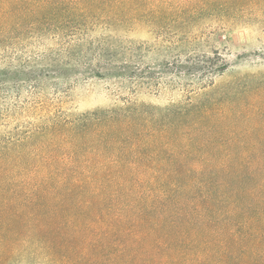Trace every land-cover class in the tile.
<instances>
[{
  "label": "trees",
  "instance_id": "1",
  "mask_svg": "<svg viewBox=\"0 0 264 264\" xmlns=\"http://www.w3.org/2000/svg\"><path fill=\"white\" fill-rule=\"evenodd\" d=\"M263 9L0 0V264H264V142L239 140L256 132L233 122L244 109L203 94L227 64L194 47L212 31L264 29ZM142 29L168 50L187 44L155 75L180 64L186 96L70 112L77 74L146 78L127 38Z\"/></svg>",
  "mask_w": 264,
  "mask_h": 264
},
{
  "label": "rangeland",
  "instance_id": "2",
  "mask_svg": "<svg viewBox=\"0 0 264 264\" xmlns=\"http://www.w3.org/2000/svg\"><path fill=\"white\" fill-rule=\"evenodd\" d=\"M259 9L256 8L254 13L262 12ZM261 17L264 20V15ZM212 32L199 38L194 44L196 53L212 57L216 51L226 60L227 68L215 74L214 86L203 94L217 100L223 98L227 104L244 109V114L233 119V122L241 131L253 129L256 132L240 136L239 140L248 143L264 142V29L251 21L228 32L222 29ZM127 38L138 46L141 45V49L136 50L133 55L139 64V73L144 72L146 78L141 81L134 77L121 78L113 70L105 72L110 75L102 77L77 74L68 83L72 86L71 102L66 106L70 112L81 114L112 108L121 97H133L145 103L164 106L176 103L186 96L182 85L192 89L193 82L185 76L184 71L179 68L177 72L180 64L175 65L178 76L175 75L172 79L167 77L161 80L155 76L163 71L165 63L172 61L176 53L187 50L186 43L180 41L176 43L180 44L176 49L168 50L147 29L130 32ZM147 76L153 78L149 79ZM175 81L181 85H175ZM158 83L160 85L154 86Z\"/></svg>",
  "mask_w": 264,
  "mask_h": 264
}]
</instances>
